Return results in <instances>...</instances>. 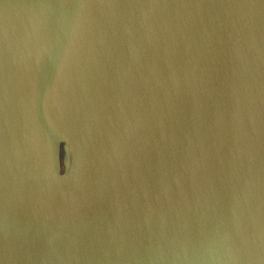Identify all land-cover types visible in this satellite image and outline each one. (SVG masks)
Wrapping results in <instances>:
<instances>
[{"label": "water", "instance_id": "95a60500", "mask_svg": "<svg viewBox=\"0 0 264 264\" xmlns=\"http://www.w3.org/2000/svg\"><path fill=\"white\" fill-rule=\"evenodd\" d=\"M0 264H264V0H0Z\"/></svg>", "mask_w": 264, "mask_h": 264}]
</instances>
